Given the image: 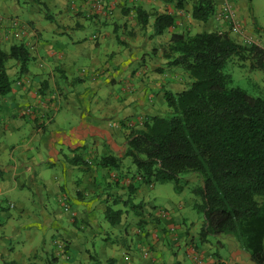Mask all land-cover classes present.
Here are the masks:
<instances>
[{
    "label": "crops",
    "instance_id": "crops-1",
    "mask_svg": "<svg viewBox=\"0 0 264 264\" xmlns=\"http://www.w3.org/2000/svg\"><path fill=\"white\" fill-rule=\"evenodd\" d=\"M86 1L75 0L76 9L82 7L70 13L57 9L47 19L49 24L43 16L40 20L30 13L21 14L33 28L22 41L37 53L43 51L32 67L44 75L30 68L21 72L17 63L16 72L8 68L11 79L16 77L11 93L0 96V264H38L50 253L59 259L58 264H105L110 258L117 264H216L217 260L253 264L234 238L213 237L199 246L172 206L163 209L166 215L156 212L159 207L150 204L145 193V187L153 184H140L135 166L124 158L130 131L126 121L142 129L147 117L165 115L169 110L165 92H181L189 82L182 69L169 64L165 53L172 33L193 29L191 11L187 8L191 18L181 28L183 10L174 11L172 4L161 0H141L138 6L149 14L157 12L142 29L133 9L118 10L119 0H109L113 9L109 13L91 8ZM225 1L214 0L216 9ZM240 5L235 6L243 30L231 35L242 41L255 34L247 29L250 13ZM0 8L5 16L13 13L7 1L0 2ZM163 13L173 14L176 26L154 35L155 18ZM85 16L93 17L98 25L111 22L107 28H113V33L98 31L88 39L79 37L78 32L86 28ZM211 20L190 33L217 30L208 29ZM43 32L53 34L52 40L45 41L42 37L48 36ZM18 43L0 31L4 50ZM108 155L122 160L120 171L95 164ZM86 160L94 163L86 166ZM114 173L117 181L111 177ZM64 200L70 203L68 211ZM131 204L139 207L128 210ZM109 206L121 211L116 227L107 218ZM134 218L135 229L129 223ZM78 226L89 229L81 234ZM119 232L130 249L115 255L107 238ZM60 239L67 242V255L57 253L54 244ZM224 247L228 257L218 249Z\"/></svg>",
    "mask_w": 264,
    "mask_h": 264
},
{
    "label": "trees",
    "instance_id": "trees-1",
    "mask_svg": "<svg viewBox=\"0 0 264 264\" xmlns=\"http://www.w3.org/2000/svg\"><path fill=\"white\" fill-rule=\"evenodd\" d=\"M161 1L180 10L190 4L192 18L202 23L217 11L214 0ZM111 8L108 3L106 13L113 11ZM133 10L145 29L151 14L141 6ZM175 26L173 14H159L153 24L154 35ZM28 47L23 41L9 50L0 46V96H7L13 88L9 60H15L21 72L27 70L31 58ZM165 55L171 59L170 65L187 74L189 82L181 92H165L169 108L165 115L147 117L142 129L134 124L130 127L127 122L132 121H126L130 131L124 158L135 166L140 184L174 182L181 191V175L195 173L199 181L195 192L200 198L196 208L204 220L200 242L210 237H232L249 253L253 264H264V97L234 86L232 76L225 72L236 58L240 65L249 63L251 70L264 73V47L239 42L223 29L195 34L176 31ZM84 163L90 166L94 162ZM95 164L113 171H120L123 165L121 159L111 155ZM111 177L119 179L116 173ZM137 207L131 204V209ZM64 209L70 210L69 201L64 200ZM106 215L113 227L120 223L121 211L109 206ZM61 249L65 253L58 255H67V243ZM58 260L53 256L48 264H58ZM105 264L117 261L110 258ZM216 264L227 263L217 260Z\"/></svg>",
    "mask_w": 264,
    "mask_h": 264
},
{
    "label": "rangeland",
    "instance_id": "rangeland-1",
    "mask_svg": "<svg viewBox=\"0 0 264 264\" xmlns=\"http://www.w3.org/2000/svg\"><path fill=\"white\" fill-rule=\"evenodd\" d=\"M6 1H7L8 8L10 7L13 13L8 16H5L4 13H0V19L2 20V25L4 24L0 28V31L2 33L5 32V34H9L6 27H4L6 25V22L12 19L18 20L19 22L27 26L26 34H24L22 37H19V38L14 36V38H16V40L18 41H22L23 38L28 35L29 33L28 30L32 31L33 29V28L32 29L30 28L31 26L29 25L28 21H24V19H21L22 13L26 12L28 14L30 13L29 15H32V14L33 16L36 15L35 18L40 17V20H41V16H43V18H45L44 22L49 24L50 20L48 21L47 19H51L54 16V12L58 11L57 9L59 10L66 9L69 11L68 13L73 12L76 9V7L73 5L75 0H53L55 1L54 4H51L52 0H0V2L2 3ZM86 2L89 3L88 5L91 8L107 11L109 0H87ZM140 2L141 0H119V4L116 5V7H119L118 8L119 11H121V9H128L129 11V10H132L135 6H138ZM236 3H238V6L239 4H241L240 7L243 8L244 11L250 13V20H249V23L247 24V29H251L252 33H254L255 36H257V37L255 36L251 37L252 42L255 43V41L257 40V43H260L261 45L264 46V0H237V2L234 1V5H236ZM51 5L53 7L50 8L49 6ZM13 6H14V10H13ZM77 7L78 9L76 10H79L81 9L82 5L77 6ZM172 8L175 11V8H176L175 4H172ZM187 8L188 10L191 11V5L186 4L185 8L182 9L184 13L183 12L181 13V16H180L181 19L179 21L181 23V25H179L181 28H183V26H186V23L187 22L189 23L190 18H191L188 15L190 11H187ZM221 8L222 7L218 8V10L216 11V14L212 17L210 24H208V29H212V28L213 29H223V30H227L233 33L231 29V24L220 16ZM78 12L80 13V15L83 13V11H78ZM186 12H188V14H186ZM156 13L151 12L152 19L154 18ZM74 17H77V15ZM193 21L195 22V25H192L194 26L193 27L194 30L197 29L196 28L197 25L198 27H200L203 24L202 22L196 21L194 19ZM213 21H215V23H213ZM32 22H33V19H32ZM95 22L96 21L94 20L93 17L87 18L85 16L83 18V24L86 25V28L83 31L78 32V35H80L79 37H82V38L86 37V39H88L91 35L96 34L98 31L107 32L111 34L113 33V28H111V31L107 28L108 26L113 25L111 22H108L106 24L101 23L100 25H98ZM53 26H55V24H53ZM149 28L151 29L150 26ZM193 29L191 31H193ZM43 33L46 35V32H43ZM141 33L142 32L140 31L138 32V34H141ZM32 34L35 35L34 32H32ZM118 35L120 38H122L123 37L122 31ZM42 38L46 39L45 41L52 40L53 34L48 37H45V38L42 37ZM237 40L239 42H242L240 39H237ZM29 52L32 55V57L28 61L27 68H30L31 71L37 72L39 74L41 71H37V69H34L32 66L36 67L37 63L40 61L44 53L43 51L40 53H37V51L34 48L29 49ZM246 64L247 65L242 66L240 65L238 60L234 58L228 63L225 69V72L232 76L234 86H239L254 96L264 97V73L261 71H253L249 68V63H246ZM16 65H17V62L15 60L8 61V67L11 70V72H16L15 70ZM41 75H44V73L41 72ZM12 78L16 79L15 75H12ZM36 79H38V76H36ZM128 162H130V160ZM180 185L182 186V190L178 191L176 189L174 182L154 183L153 187H145V190H146L145 193H147L146 197L148 198V202H151L150 204L154 203L156 206L159 207L156 209V212L157 211L159 212L161 209H165V207L167 206H170V207L172 206L173 209L176 211L177 215L180 217V219H182L181 222L184 225H185L184 221H186L185 228L189 229L192 236L195 238L196 243L199 242V246H201V243L199 241V232H200V229L202 227L204 220H203V215L196 208V204L200 202V198L195 192V190L197 189L199 185L198 176L192 172L183 173L181 175ZM139 202H141V199L137 200V203ZM148 202H145V203H148ZM130 209H131V206L128 205V210ZM129 223L135 229V226L137 225V219L134 218L130 220ZM78 229H79L78 231L82 234L83 231L88 230L89 228L82 230V226H78ZM91 230L94 232H97L95 227H92ZM106 235L109 236V233H107ZM104 236L101 235V238L106 237ZM119 236H120V232L118 233V235H115L113 237L110 236V238H107V240H109V245L112 246L113 248L115 247L116 249L115 255L118 254L119 252L121 253L122 251H124V249H130V247H127L128 241H124V240L122 241V239L119 238ZM210 238H213V237H210ZM65 243H67L66 240L60 239L59 242L54 244L58 249L57 253L59 255L60 254L63 255L65 253V251L63 252L61 249V246ZM100 243L102 242L95 241V244H100ZM151 248L152 247H150L149 249L151 250ZM218 249L224 257H228L226 256L229 253L228 248L224 247V249L222 248H218ZM211 251L212 253H214L216 251V248L212 249ZM98 252H100V250H98ZM112 253H114V250L112 251ZM53 256H54L53 253H50V255L48 256L44 255L42 260H40L38 264H48V261L51 260Z\"/></svg>",
    "mask_w": 264,
    "mask_h": 264
},
{
    "label": "built area",
    "instance_id": "built-area-1",
    "mask_svg": "<svg viewBox=\"0 0 264 264\" xmlns=\"http://www.w3.org/2000/svg\"><path fill=\"white\" fill-rule=\"evenodd\" d=\"M220 16L228 21L231 24V29L233 33L235 34H240L243 30L242 24L240 22L238 13H237V8L235 7L233 0H226L225 3L223 4L220 12ZM4 25V24H3ZM2 25V20L0 19V28L3 26ZM6 27L7 31L11 34H13L16 37H22L24 34L27 33V26L22 24L16 19H12L6 22ZM243 42L246 44H252L251 38H244ZM28 112H32V110H28ZM133 122H127V125L130 127L133 125ZM161 215H166V211L161 209L159 211V214ZM148 252H145V255L147 256Z\"/></svg>",
    "mask_w": 264,
    "mask_h": 264
},
{
    "label": "clouds",
    "instance_id": "clouds-1",
    "mask_svg": "<svg viewBox=\"0 0 264 264\" xmlns=\"http://www.w3.org/2000/svg\"><path fill=\"white\" fill-rule=\"evenodd\" d=\"M235 34V33H234ZM243 41V40H242ZM244 43V42H243ZM256 44V43H255Z\"/></svg>",
    "mask_w": 264,
    "mask_h": 264
}]
</instances>
